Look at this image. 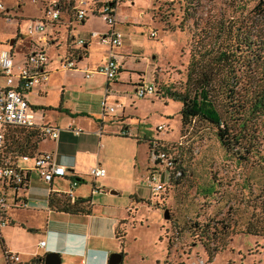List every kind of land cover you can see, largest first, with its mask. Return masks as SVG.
Listing matches in <instances>:
<instances>
[{
    "label": "rangeland",
    "instance_id": "1",
    "mask_svg": "<svg viewBox=\"0 0 264 264\" xmlns=\"http://www.w3.org/2000/svg\"><path fill=\"white\" fill-rule=\"evenodd\" d=\"M53 1L56 0H5L9 18L0 19V48L11 50L9 42L15 39L14 62L23 58L29 23L42 17L43 5ZM79 1L91 2L77 0V5ZM130 1L125 0L116 7L117 20L137 16L136 23H141L146 15L148 25L139 26L138 36L128 37L126 44L132 42L134 46L144 47L146 54L150 58L154 55L161 65L154 71L160 94L154 92L144 95L145 98L132 94L139 105L131 113L130 126L132 131L137 129L138 136L151 133L174 143L184 133L185 141L177 148L176 156L182 174L168 185L166 170L155 173L158 181L166 186L160 192H153L148 181L151 163L143 140L138 142L133 136L122 142L121 148H115L119 152L118 169L110 185H98L99 192L90 199L92 207H118L123 214V223L119 224L123 235L116 239L118 264H264V234L248 233L253 226L264 227L262 166L254 158L237 160L225 152L215 129L206 123L194 122L181 127L178 113L181 103L164 92L165 88L185 90L193 21L192 18L183 20V9L188 8L194 18L229 17L246 14L255 0H132L133 4ZM85 15L84 24L75 26L74 36L108 27L100 15L89 9ZM116 27L123 30L120 23ZM17 33L22 37H17ZM92 44V51H99L98 44L95 41ZM157 124L164 128L154 131ZM91 187L90 178L86 177L82 189L88 192ZM109 190L116 193L111 194ZM17 194L20 196V192ZM157 194L160 201L157 196L153 197ZM4 197L5 214L12 218L13 224L0 225L3 241L0 242V264H6L3 247L9 248L18 240V233H23L19 219L24 210L11 206L12 189H7ZM163 210L167 212L166 219ZM196 224L208 225L210 232L216 228L224 235L218 241L207 242L216 247L210 260L201 245L205 238L197 232Z\"/></svg>",
    "mask_w": 264,
    "mask_h": 264
},
{
    "label": "crops",
    "instance_id": "2",
    "mask_svg": "<svg viewBox=\"0 0 264 264\" xmlns=\"http://www.w3.org/2000/svg\"><path fill=\"white\" fill-rule=\"evenodd\" d=\"M2 1L5 18L0 19H8V8L5 0ZM104 1L113 2L114 5L113 28L121 33V43L118 46L109 47L99 41V35L109 31V27L104 30L91 29L82 36H74L75 26H82L87 17L85 15L77 22L68 21L67 13L62 10L59 22L47 27L44 34L27 35V47L22 60L14 62L12 59V70L16 72L24 64L27 53L39 50L44 52L46 61L42 70L47 73V78L33 83L28 89H21V94L33 114L35 125H49L59 129L55 139L47 135L25 133L19 129L5 134L3 156L28 170L27 187L22 193L25 203L18 207L24 210L23 217L19 219L23 233H18V240L10 244L9 248L3 247V250L17 254L18 262L13 264H31L34 257H38V262L32 264H42V258L48 251L59 253L58 264H106L109 255L117 253L115 229L123 219L120 209L92 207L90 199L88 213H66L47 207L49 192L66 193L70 202L77 198L93 199V194L100 190L98 185H110V179H113L118 169L119 152L115 148H121L122 142L131 140L133 136H136L138 142L170 140H163L151 133L138 136L137 129L132 131L129 121L132 111L139 105L132 97L136 86L155 84L154 71L161 67L158 58L154 55L150 58L144 47L134 46L132 42L130 46L126 44L128 37L138 36V27H144L148 17L144 15L141 23H136L137 16L134 19L125 18L121 22L117 20L116 7L125 0H91L90 4L86 2L77 5L75 2V5L84 8L85 13L89 9L97 14V5ZM130 4H133L132 0ZM87 5L89 8H85ZM44 7L43 5L42 17L38 19L44 18ZM118 23L123 26V30L116 27ZM92 32L95 33L94 36H90ZM124 35L126 38L123 40ZM17 37L21 38L22 35L17 33ZM78 38L83 39V42L78 43ZM92 41L98 44L99 51H92ZM15 43V39L9 42L11 50L0 49L8 50L13 58ZM72 50L78 53L72 54ZM109 52L114 54L117 63L115 76L106 79L102 74L92 73L85 77L83 70L99 65ZM68 56L74 63L72 68L63 67L64 59ZM102 102L113 110L102 111ZM157 125L154 126V131H157ZM145 146L147 148L146 142ZM26 150L33 154L52 153L54 160L65 167V176L54 177L50 182L43 181L31 169V161L19 157ZM96 165L104 169V174L93 179L89 177L88 171ZM74 177L81 180L77 179V184L71 187ZM86 177L90 178L92 186L88 189L89 193L87 189H82ZM96 187L98 189L95 190ZM6 191L7 189L2 190L3 196ZM8 219L12 225V218ZM40 240L44 241L42 247L38 246Z\"/></svg>",
    "mask_w": 264,
    "mask_h": 264
},
{
    "label": "trees",
    "instance_id": "3",
    "mask_svg": "<svg viewBox=\"0 0 264 264\" xmlns=\"http://www.w3.org/2000/svg\"><path fill=\"white\" fill-rule=\"evenodd\" d=\"M56 2L63 6L61 11L64 10L68 17L74 12V0H56ZM50 5V3L44 4V9ZM109 7L114 8L113 2L109 3ZM183 13V20L192 18L193 21L185 69V90L164 89L169 98L181 103L178 112L180 126L183 127L194 122L212 126L215 129L217 140L225 152L230 153L237 160L256 159L264 172V0H255V3L244 15L194 18L188 8L183 9ZM70 19L69 17L68 21ZM55 22H59V20ZM71 53L75 54L78 51L72 50ZM160 91L161 89L155 85V93L158 95ZM14 129L42 136L37 129L32 130L18 126L8 127L5 134ZM183 135L185 134L182 133L179 136ZM180 141L182 143L180 145H177V141L173 143L146 140L145 142L147 151L152 146L157 149H175L177 151V148L183 145L185 136ZM23 154L32 156L33 153L26 150L20 153L19 157ZM7 159L9 162H13L10 158ZM177 168L182 174L181 169ZM27 172L25 171L24 177L18 185L6 187L0 183L2 190H13L12 207H21L25 203L22 193L27 187ZM74 179L79 178L74 177ZM171 182V175H169L167 184L169 185ZM164 187L166 188V186ZM18 192H20V196L17 194ZM155 196L160 198L158 194L153 195V197ZM46 202L47 207L66 213H88L91 206L88 197L77 198L70 202L66 193L57 192H49ZM157 204L156 201L154 205ZM5 209L6 206L5 208L0 206V220L10 224ZM122 223L123 220L119 222V224ZM195 226L199 235L205 238L201 241V245L210 260L216 247L209 246L207 242L218 241L224 235H221L222 232L220 233L216 228L210 232L209 226L205 224H196ZM119 229V226L115 229L117 239L123 235ZM248 233L264 234V227L253 226ZM4 252L5 250H3V254ZM36 262H38V257H34L30 261L31 264ZM6 264L13 263L6 262Z\"/></svg>",
    "mask_w": 264,
    "mask_h": 264
},
{
    "label": "built area",
    "instance_id": "4",
    "mask_svg": "<svg viewBox=\"0 0 264 264\" xmlns=\"http://www.w3.org/2000/svg\"><path fill=\"white\" fill-rule=\"evenodd\" d=\"M77 0H74L76 2ZM85 1H79L78 4H85ZM51 5L44 9V18L35 19L29 23L27 28V35L33 36L36 34H44L47 27L52 23L58 21L60 18V11L63 6L57 4V2H51ZM74 12H72L71 19L69 21L77 22L84 18L85 9L77 7L74 4ZM112 10L109 7V2H102L97 7V14L101 16L106 25L109 27L103 35H99V41L102 44H106L109 47L118 46L121 43V33L113 28L114 17ZM0 17L4 16V4L0 0ZM95 33H90V36H94ZM153 34L151 33V36ZM78 43H82L83 39L78 38ZM46 61L44 52L34 51L29 52L24 57V64L17 68L16 72L12 70V56L6 49H0V183L4 186L18 185L23 179L26 168L17 166L14 162H9L2 154L4 145L5 131L10 126H18L27 129H37L42 135H47L52 139H55L58 135L59 129L44 125L38 126L34 124L33 114L28 109L27 102L21 94V89H28L33 83L44 81L47 78V73L42 70V65ZM74 66L73 61L68 56L64 59L63 67L72 68ZM85 77L92 75V73H99L105 76L106 79H111L115 76L117 71V63L113 53L109 52L103 61L92 69L83 70ZM135 95L137 97H143L144 95L155 92V85L153 83L140 84L135 88ZM102 111H112L113 108L106 106L104 102L101 103ZM164 125L159 124L156 126V130L163 129ZM77 133V131H74ZM185 135L179 136L177 145L182 144L181 139ZM177 151L175 149H157L152 146L147 151V159L151 163V172L148 177V181L151 184L152 191H161L165 184L158 181L157 175L161 174V171L166 170L168 176L171 175L172 180H176L181 174L177 168ZM22 160L31 161V169L35 170L37 175L45 182H50L54 177H62L66 174V169L63 165L58 164L53 157L52 153L43 152L32 154V156L21 155ZM157 173V175H155ZM104 174V169L98 165L92 166L89 171V177L95 179ZM77 184L76 180H72L70 186L73 187ZM167 184V183H166ZM98 189L97 187L95 190ZM2 188L0 187V206H6L3 196ZM4 220H0V225H5ZM44 241L40 240L38 246L42 247ZM4 260L8 263H15L18 261L16 253L11 251H5Z\"/></svg>",
    "mask_w": 264,
    "mask_h": 264
},
{
    "label": "water",
    "instance_id": "5",
    "mask_svg": "<svg viewBox=\"0 0 264 264\" xmlns=\"http://www.w3.org/2000/svg\"><path fill=\"white\" fill-rule=\"evenodd\" d=\"M109 193H116L115 190H109ZM163 217L166 219L168 217L166 210H163ZM59 253L57 251H48L42 258V264H58ZM120 261V254L111 253L108 257L106 264H118Z\"/></svg>",
    "mask_w": 264,
    "mask_h": 264
}]
</instances>
